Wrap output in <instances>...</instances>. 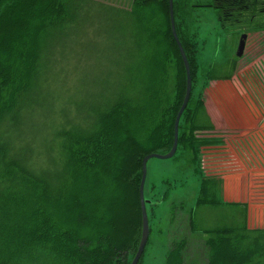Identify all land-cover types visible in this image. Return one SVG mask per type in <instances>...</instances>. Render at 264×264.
Masks as SVG:
<instances>
[{
    "label": "trees",
    "instance_id": "obj_1",
    "mask_svg": "<svg viewBox=\"0 0 264 264\" xmlns=\"http://www.w3.org/2000/svg\"><path fill=\"white\" fill-rule=\"evenodd\" d=\"M209 7L225 24L248 13L252 23L254 15L264 14V0H212ZM79 8V0H0V129L12 123L27 98L48 36L73 21ZM122 15L127 40L121 45H128L120 85L93 110L90 126L63 134L58 167L31 173L8 155L0 134V264H130L136 253L141 162L171 149L185 71L171 34L168 0H131ZM175 30L189 57L193 44L179 36L176 24ZM189 103L178 127L184 170L194 168L198 146L224 143L195 136L215 125L203 99ZM227 123L228 133L249 130L244 122ZM222 187L221 177L201 180L195 205L183 218L186 231L173 236L165 264H264V230L249 228L245 203H220ZM214 210L220 218L210 223L205 214ZM175 211L172 205L169 225ZM187 235L200 241L202 258L188 255Z\"/></svg>",
    "mask_w": 264,
    "mask_h": 264
},
{
    "label": "rangeland",
    "instance_id": "obj_2",
    "mask_svg": "<svg viewBox=\"0 0 264 264\" xmlns=\"http://www.w3.org/2000/svg\"><path fill=\"white\" fill-rule=\"evenodd\" d=\"M173 2L179 36L193 44L187 57L193 73L190 103L203 99L215 125L213 131L195 136L207 142L225 141L198 146L197 162L191 170L183 168L181 147L169 160L148 161L143 197L149 236L138 264H165L173 236L179 232L181 238L185 233L183 218L194 207L205 177H221L220 203H245L250 211L249 228L264 230V165L255 160L261 156L238 152L237 141L228 142L231 139L225 134L227 122L242 124L246 116H258L250 110L248 100L260 104L264 98V14L254 15L252 23H248V13L236 23L225 24L218 11L209 7L212 0ZM79 4L74 20H67L48 36L27 98L12 123L0 129L8 155L17 157L35 175L60 165L63 134L91 125L93 110L118 89L117 76L127 61L124 49L128 43L121 45L127 40L121 34L126 26L122 12L129 10L131 0H79ZM242 35L246 36L245 49L238 59L235 54ZM225 72L229 79L220 78ZM172 205L176 211L169 225ZM219 214L207 212L206 221L215 222ZM186 237L188 255L202 258L196 235Z\"/></svg>",
    "mask_w": 264,
    "mask_h": 264
},
{
    "label": "water",
    "instance_id": "obj_3",
    "mask_svg": "<svg viewBox=\"0 0 264 264\" xmlns=\"http://www.w3.org/2000/svg\"><path fill=\"white\" fill-rule=\"evenodd\" d=\"M168 9H169V18H170V27H171V34L172 38L175 42V45L177 47V50L179 52L183 68L185 71V92H184V97L181 103V106L176 114L175 120H174V126H173V142L171 149L169 152L166 154H157V153H152L147 156H145L142 159L141 162V179H140V184L138 188V198H139V206H140V213H141V234H140V240L139 244L136 250V253L134 257L132 258L130 264H138L139 260L142 257V254L145 249V245L148 240L149 236V226H148V219H147V213H146V202L143 197V188H144V183H145V178L147 174V163L148 161L152 159L156 160H169L173 158L175 155L176 149L178 147V127H179V121L180 118L184 112V110L187 107L190 94H191V79H190V69H189V64L187 57L184 53V50L178 40L176 30H175V22H174V17H173V0H168ZM245 41H246V36L242 35L240 37L237 50H236V57L241 58L245 49Z\"/></svg>",
    "mask_w": 264,
    "mask_h": 264
},
{
    "label": "crops",
    "instance_id": "obj_4",
    "mask_svg": "<svg viewBox=\"0 0 264 264\" xmlns=\"http://www.w3.org/2000/svg\"><path fill=\"white\" fill-rule=\"evenodd\" d=\"M248 102L250 105V110L253 109V111L258 113L257 116L258 118L251 115L246 116V120L244 121V123H247V127H249V130L247 129L245 132L239 133V135L232 134L233 131L228 133V139H231L228 140V142L232 140H234L235 142L237 141L236 143H238V146H236V148L240 149L238 150V152H242L244 155H248V156L251 154L260 155L261 159L256 158L255 160L261 162L263 166L264 165V98H262L260 104L254 101L253 98L248 100ZM245 110L248 111L247 108ZM256 119H258L257 122ZM235 203H238V201Z\"/></svg>",
    "mask_w": 264,
    "mask_h": 264
}]
</instances>
